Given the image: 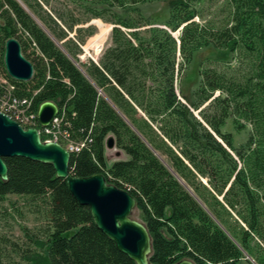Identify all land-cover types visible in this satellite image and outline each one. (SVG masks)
Returning <instances> with one entry per match:
<instances>
[{
  "label": "trees",
  "instance_id": "16d2710c",
  "mask_svg": "<svg viewBox=\"0 0 264 264\" xmlns=\"http://www.w3.org/2000/svg\"><path fill=\"white\" fill-rule=\"evenodd\" d=\"M22 1L56 39L73 30L61 17L64 29L45 16L37 0ZM152 1L161 0H81L90 19L114 26L111 47L97 64L85 65L84 75L19 2L0 0V74L35 112L43 102L58 106L61 129L83 144L70 152V174H102L135 198L152 240V264H239L245 254L264 264V0H218V18L202 22L195 20L202 18L198 0H168L159 23L141 12ZM10 37L33 66L28 82L6 74ZM66 47L73 57L80 52ZM208 47L237 55L238 66L204 67L197 88L189 96L178 93L177 76ZM228 118L236 129L251 126L238 147L222 132ZM108 137L128 157L110 167ZM3 161L8 175L0 179V199L26 195L48 204L53 232L35 264H135L95 227L89 208L77 203L51 165Z\"/></svg>",
  "mask_w": 264,
  "mask_h": 264
},
{
  "label": "rangeland",
  "instance_id": "374dc122",
  "mask_svg": "<svg viewBox=\"0 0 264 264\" xmlns=\"http://www.w3.org/2000/svg\"><path fill=\"white\" fill-rule=\"evenodd\" d=\"M16 1L84 75H86L85 65L92 59L98 62L104 51L112 45L110 37L112 24L101 18L90 19L81 8V0H37L43 8L44 15L48 14L60 28L64 29L63 21L68 25H74L72 31H67L68 36L64 40L56 39L22 0ZM220 6L221 2L218 0H198L196 8L202 18H195V20L199 22L215 20L220 15ZM140 8L145 18H151L159 23L167 18L168 0L152 1ZM60 17L63 21L59 19ZM91 33L92 35L88 36ZM81 39L84 40L83 44L79 42ZM90 40L89 46L85 48ZM68 43L70 48L80 50L76 57L69 54L68 47H66ZM237 60L238 56L228 50L212 47L198 50L194 53L190 63L177 76L176 91L189 96L198 86L199 70L204 67H212L219 71L228 67L235 68L238 66ZM243 124L244 127L236 129L232 118H228L222 127V132L231 133L235 147L244 144L249 136L251 126ZM156 155L164 166L170 169L166 159L157 153ZM104 157L106 167H110L114 161L128 159L115 146L112 149L105 148ZM132 215L140 220L138 211L134 210ZM52 232L49 208L45 200L15 194H8L0 199V264H35L44 256L46 241ZM42 242L44 243L41 244ZM239 264L256 263L245 254Z\"/></svg>",
  "mask_w": 264,
  "mask_h": 264
},
{
  "label": "water",
  "instance_id": "95a60500",
  "mask_svg": "<svg viewBox=\"0 0 264 264\" xmlns=\"http://www.w3.org/2000/svg\"><path fill=\"white\" fill-rule=\"evenodd\" d=\"M92 61L97 64V61ZM3 65L6 74L14 81L28 82L33 77V66L22 54L20 43L14 37L4 43ZM57 113L55 103H41L37 109L39 125H49ZM114 146L113 139L108 137L105 148L112 149ZM12 157L51 165L56 177L65 181L77 203L89 208L95 227L114 243L120 253L135 264H152L149 261L152 254L150 234L146 225L132 215L136 209L135 198L108 184L102 174L88 177L70 174V152L57 142H42L37 129H23L10 116L0 112V179L3 182L7 181L8 175L3 158ZM175 264L194 263L184 259Z\"/></svg>",
  "mask_w": 264,
  "mask_h": 264
},
{
  "label": "built area",
  "instance_id": "2783aa9c",
  "mask_svg": "<svg viewBox=\"0 0 264 264\" xmlns=\"http://www.w3.org/2000/svg\"><path fill=\"white\" fill-rule=\"evenodd\" d=\"M15 87L8 79L0 74V112L10 116L23 129L35 128L42 142L54 141L59 143L68 152H78L82 143H73L69 139L66 129L60 127L61 119L56 117L47 126H40L37 112L33 110L32 101L14 95ZM65 143V144H64Z\"/></svg>",
  "mask_w": 264,
  "mask_h": 264
}]
</instances>
